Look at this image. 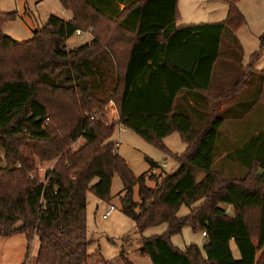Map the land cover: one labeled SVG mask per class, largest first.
I'll return each instance as SVG.
<instances>
[{
  "label": "trees",
  "instance_id": "trees-1",
  "mask_svg": "<svg viewBox=\"0 0 264 264\" xmlns=\"http://www.w3.org/2000/svg\"><path fill=\"white\" fill-rule=\"evenodd\" d=\"M237 2L227 1L222 22L177 26L178 0H130L114 17L92 0H60L71 19L49 16L24 43L3 35L2 25L16 14L0 12V237L34 242L36 264H87L86 196L108 202L118 176L121 212L141 235L140 254L150 264H264V128L222 158L242 168L244 177L224 180L213 169L223 124L246 115L261 93L248 91L218 112L247 85L246 71L264 51L263 32L242 78L231 82L233 90L225 97L223 89L214 90L223 40L242 57L235 34L245 20ZM78 30L91 31L94 39L70 49L66 43ZM253 71L264 75V69ZM45 92L67 99L61 112L67 121L53 115ZM110 102L118 116L113 125L105 122ZM117 126L158 148L176 170L135 176L111 142ZM171 134L185 145L183 153L164 145ZM53 160L42 179L32 178L37 162ZM135 186L139 202L133 200ZM183 206L189 213L179 217ZM162 224V235L142 236ZM184 227L205 234L202 250L172 245Z\"/></svg>",
  "mask_w": 264,
  "mask_h": 264
},
{
  "label": "rangeland",
  "instance_id": "rangeland-1",
  "mask_svg": "<svg viewBox=\"0 0 264 264\" xmlns=\"http://www.w3.org/2000/svg\"><path fill=\"white\" fill-rule=\"evenodd\" d=\"M227 1L230 0H180L178 23L187 26L222 22L227 16ZM237 1V8L245 20V24L235 34L242 51V57L237 56L235 47L227 39H224L221 58L214 72L213 88L216 91L223 89L224 97L229 91L233 90L230 85L231 82L242 78L244 74L242 65L249 64L251 55L259 51V38L264 32V0ZM0 12L16 14L14 20L5 22L1 27L3 35L16 43L31 40L34 32L41 29L51 15L63 20L71 18V13L63 9L60 0H0ZM89 36H91V40L86 43H91L94 39L91 33H89ZM84 38V35L78 36L75 34L67 41L66 46L70 48L80 46ZM263 69L264 51L258 63L253 67L255 71ZM253 70L246 71L250 76L246 77L248 79H246L247 85L241 87V90H238L235 95L229 96L231 98L226 102L223 101V106L218 109V112L222 109L225 110L226 107L234 105L239 97L246 92L252 93V90L256 88L261 89L258 103L243 117L236 120H227L220 130L213 169L224 180L242 178L246 172L235 164L223 162L222 156L224 157L228 151L239 148L258 130L264 128V100L261 98L264 90V75L262 71L254 73ZM260 76H262L261 81ZM250 78H252L251 86L248 84ZM42 98L48 102L47 106L51 111L56 112L53 115L57 117V120L67 121V113H61L67 101L65 97L50 95L45 92ZM110 118L111 114L108 115L106 112L105 122L108 125H113L109 122ZM111 142L116 143L117 154L126 161L128 167L137 177L150 175L152 169H155V175L170 174L176 170V162L130 130H120L118 126L115 127ZM81 144L82 140H79L77 143L72 144L71 148L77 149ZM165 144L171 152L176 154H181L185 150L184 144H181L176 134L169 136L165 140ZM4 153V150L0 148V167L2 166ZM151 162L157 166L152 167ZM55 163V160L44 163L37 162L38 173L33 174L32 178L37 176L42 179L45 171L51 169ZM163 164H166L165 169L161 167ZM146 186L154 188L155 184L147 180ZM121 193V181L118 176H114L108 202L97 199L92 193H88L86 196V227L89 239L87 264H124L120 258L121 254L131 264H150L149 259L140 254L141 244L139 239L141 235L137 232L131 219L121 212L119 203ZM133 200L139 202L136 186L133 189ZM110 206H113L115 210L106 220H103L102 216ZM188 213L189 209L183 206L179 210L178 216L183 217ZM165 230L166 225L162 224L146 229L142 236L144 238L159 236ZM170 242L180 250H184L191 245H195L202 250L205 244V236H202L200 232L192 231L189 227H184L179 234L171 237ZM232 247L235 254L234 258L238 259L237 249L234 245ZM36 253V244L31 242L28 245L23 236L0 237V264H36ZM25 256L28 257L26 260Z\"/></svg>",
  "mask_w": 264,
  "mask_h": 264
},
{
  "label": "crops",
  "instance_id": "crops-1",
  "mask_svg": "<svg viewBox=\"0 0 264 264\" xmlns=\"http://www.w3.org/2000/svg\"><path fill=\"white\" fill-rule=\"evenodd\" d=\"M129 1L130 0H92V2L93 3H95L96 5H107L108 6V8H105L104 10L106 11V12H108V13H110V14H112V17H114L116 14H118L123 8H124V5L126 4V3H129ZM179 2H180V0H178V4H177V8H178V13H179V16H180V11H179ZM113 13H115V14H113ZM71 18H69V19H67V20H70ZM129 21H130V19H128ZM128 21V22H129ZM176 25L177 26H182V25H179V23L177 22L176 23ZM127 27L128 28H130V29H133L134 28V25L132 26L131 24H129L128 23V25H127ZM84 39L82 40V42L80 43V46L81 45H84V44H86V42H89L91 39H90V37L91 36H89V35H84ZM77 47H79V46H77ZM77 47H73V48H70V47H68V48H70V49H74V48H77ZM248 66V64L247 65H242V68H245V67H247ZM185 98H186V100H188V103H189V105H192V102L191 101H189L190 100V98L188 97V96H184ZM110 113H112L111 114V120L115 123L117 120H118V116H117V113H116V111L115 110H112V111H110ZM119 128H120V130H124V129H122L120 126H118ZM171 135H173V134H171ZM170 135V136H171ZM177 135V134H176ZM178 136V135H177ZM169 137V136H168ZM168 137H166L164 140H163V142H164V145L166 146V144H165V140L168 138ZM179 138V137H178ZM179 141H180V139H179ZM182 144V143H181ZM185 146V145H184ZM166 148H168L167 146H166ZM169 149V148H168ZM170 150V149H169ZM171 151V150H170ZM173 153V152H172ZM176 154V153H175ZM225 156V155H224ZM222 158H223V156H222ZM177 168V167H176ZM225 210H226V212L229 214V215H232V208L231 207H229V206H226L225 207ZM233 244H231V251H232V254H233V257H235V254H234V250H233ZM235 259H237V258H235Z\"/></svg>",
  "mask_w": 264,
  "mask_h": 264
},
{
  "label": "built area",
  "instance_id": "built-area-1",
  "mask_svg": "<svg viewBox=\"0 0 264 264\" xmlns=\"http://www.w3.org/2000/svg\"><path fill=\"white\" fill-rule=\"evenodd\" d=\"M89 33H91V31L81 32L80 30H78V31H76L75 34L78 35V36H81V35H89ZM112 110H115V107H114V104L112 102H110L108 107H107V110H106L108 115H109L110 111H112ZM110 114H112V113H110ZM90 120H93V117H91ZM109 122H111L110 124H115V123L118 122V120L115 123L114 122L112 123V120L110 119ZM106 124H108V123H106ZM161 167L163 169H165L166 168V164L161 165ZM151 174H156L155 169L151 170ZM114 210H115L114 207L110 206L108 208V210L106 211V213L102 216V219L106 220L114 212ZM202 236H205V234L203 233Z\"/></svg>",
  "mask_w": 264,
  "mask_h": 264
}]
</instances>
